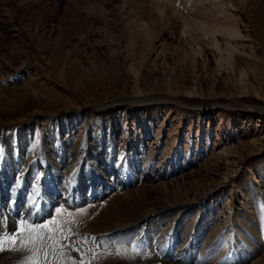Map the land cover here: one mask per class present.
Segmentation results:
<instances>
[{
  "label": "rangeland",
  "instance_id": "1",
  "mask_svg": "<svg viewBox=\"0 0 264 264\" xmlns=\"http://www.w3.org/2000/svg\"><path fill=\"white\" fill-rule=\"evenodd\" d=\"M12 1L0 0L4 28L0 32L7 38L0 44V95L6 102L0 121L4 113H12L9 122L0 123V136L28 134L33 155L23 158V167L29 168L52 142L80 148L86 139L107 132L102 141L99 138L100 148L90 167L105 173L102 177L113 190H129L131 182L123 183V179L130 177V171L131 181L138 178L150 188L152 198L189 193L193 210H175L188 217L185 233L176 236L175 257L179 250L193 246L199 255L210 254L209 264H259L264 259V233L258 235L244 223L255 218V212L262 215L256 222H264V45L252 17L237 0H197L196 4L169 0L175 10L168 16L176 15L192 26L185 34L167 30L162 41L150 46L149 55H141L139 46L130 53L134 35L124 31L125 1L105 0L87 31L67 45L60 67L52 63L53 55L44 56L41 45L47 39L56 43L63 33L70 0H61L55 7L58 20L43 33L26 23ZM152 1L156 7L168 0ZM194 5L203 9L198 18ZM180 19H175V25ZM17 52L27 56L28 66L16 61ZM76 54L73 63L86 76L97 68L96 63L108 64L110 59L118 74L112 73L104 83H85L69 71V59ZM31 103L32 110L27 112ZM115 155L140 167L123 166ZM45 174L42 167L35 169L40 182ZM49 180L45 193L52 202V219L68 221L63 201L66 185L60 184L59 190L55 179ZM99 184L96 193L108 197L111 191ZM151 221H142L141 231L150 232ZM168 223L165 219L155 236L159 243L171 240ZM250 235L260 241L261 254L244 245ZM221 239L227 250H210ZM236 241L245 250L235 253Z\"/></svg>",
  "mask_w": 264,
  "mask_h": 264
},
{
  "label": "bare ground",
  "instance_id": "2",
  "mask_svg": "<svg viewBox=\"0 0 264 264\" xmlns=\"http://www.w3.org/2000/svg\"><path fill=\"white\" fill-rule=\"evenodd\" d=\"M60 1L14 0L12 3L17 6L28 25L35 31L43 33L48 27L52 28V24L58 20L57 10L55 12L54 9L58 8ZM124 1L123 6L127 7L126 23H129V25L128 23L123 24L125 25L124 31L128 35L131 33L134 35L132 36L134 48L130 53H134V49L139 46L140 54H147L155 41L163 40L167 30L171 29L173 34H185L192 26V22L184 21L183 23L182 19L176 15L169 14L168 16V12L175 10L174 2L169 0L156 3V7L152 0ZM196 1L186 0L189 4L190 2L196 4ZM237 2L242 10L252 17L256 31L264 45V0H237ZM104 3L106 4L105 0H70L66 21L62 28L63 33L58 35L56 43H51V40L47 39L41 45L44 56L50 58L53 55L51 61L54 66L60 67L64 64V52L67 50V45L72 44L82 32L87 31V28L94 22V15L95 17L97 15V7L104 6ZM194 8V17L198 18L203 13V9L197 5H194ZM175 19H180L181 23L175 25ZM139 27H142V30L138 29ZM3 29L0 25V31ZM0 37V44L7 41L1 32ZM137 54L138 52L130 59L134 61ZM15 56L16 61L29 65L27 56H23L20 52H17ZM77 57L76 54L69 59V62L72 61L69 71L82 77L85 83L91 80L104 83L107 79L112 78V73L118 74L114 59H110L108 64L96 63L97 68L92 70L89 76H86L81 67L77 63H73ZM30 95L34 96L33 93ZM5 103L0 95L1 110L4 109ZM32 106V103L26 106L27 112L32 110ZM11 117L12 113H4L0 123L6 124ZM106 134L107 132L105 135L99 134L91 140L86 139L83 147L80 148L69 147L68 144L56 146L52 142L50 144L52 147L44 146L39 158L30 162L29 168L23 167V158L33 155L28 148L30 141L28 134L21 131L19 135L13 137L0 136V237L18 231L23 232L18 243L21 248L27 246L30 249L29 251H16L11 255H6L4 253L6 250L0 251V264H25L29 260L36 261V264H209V260L212 258L210 254L202 252L199 255L194 252L193 246L183 248V250L178 249V254H180L178 257L173 254L176 236L185 233L184 230H186L188 222L186 214L177 215L175 210L182 209L189 212L193 208V201L190 199L189 193H178L176 196L167 193L160 195L159 198H152L150 188L140 184L138 178L131 181L134 175L130 171V177L128 179L124 177L123 183L129 181L131 182L130 186L133 185L137 189L132 190L130 188L133 186H128L129 190L122 193L119 189H112V184L102 177L106 176L105 173L101 174L100 171L90 167L91 160L95 159L94 152L97 147L100 148L102 138ZM94 140L96 141L94 142ZM104 147V150L109 149L108 146ZM115 161L121 162L123 166H132L130 161L127 163L126 159L122 160L121 156L115 155ZM37 167L46 170L41 182L35 176ZM132 167L137 166L133 165ZM92 176L96 179H92ZM49 179L52 181L55 179L54 183L57 184L59 190L60 184L66 185L67 191L63 201H65L68 221L62 220V218L59 221L54 220L55 218L49 212L52 202L45 193V190L49 188ZM93 180L95 181L93 182ZM97 183L103 185L105 190L111 191L109 198L105 194L99 196L96 193ZM87 190L92 191L93 194L88 195ZM91 198L95 199L94 202ZM86 205L88 207L79 209ZM255 214L257 215L253 218L255 221L246 218L244 224L248 230H255L258 235H261L264 233V222H256L259 217L261 219L262 215L257 212ZM148 219L152 220L147 225L150 232L144 233L142 239L137 238V235L142 233V221ZM165 219L171 223L169 228L171 240L165 241L160 249L158 246L160 241H157L155 236L160 233ZM201 220L203 219L201 218ZM44 224H48L49 228L38 230L31 236L28 231L24 230L26 225L40 226L42 229ZM152 233L154 236L151 235ZM38 235L46 237L45 245L41 243L38 245V242L33 243ZM188 237L186 240L192 238L191 235ZM245 240L246 244L244 245L250 249L253 248L255 254H261L263 248L256 237L250 235ZM236 243L235 253H238L240 249L241 251L245 250L241 242L236 241ZM227 248L228 246L221 239L211 244L210 250H219L223 253ZM40 252H44V255ZM166 252L167 254H165ZM37 257L43 259L38 261ZM259 264H264V259Z\"/></svg>",
  "mask_w": 264,
  "mask_h": 264
},
{
  "label": "snow or ice",
  "instance_id": "3",
  "mask_svg": "<svg viewBox=\"0 0 264 264\" xmlns=\"http://www.w3.org/2000/svg\"><path fill=\"white\" fill-rule=\"evenodd\" d=\"M48 228H49L48 224H44L42 229L40 228V226L33 227L32 225H26L24 230L28 231L31 236L32 233H36L38 230L42 231ZM21 235H23V232L18 231L17 233H14V234H11L5 237H0V251H3V250L29 251L30 249H28L27 246H25L24 248H21L20 244L18 243L19 237ZM44 239H46V237L38 235L35 237V240L33 241V243H36V242L43 243ZM25 264H36V261L29 260V261H26Z\"/></svg>",
  "mask_w": 264,
  "mask_h": 264
}]
</instances>
